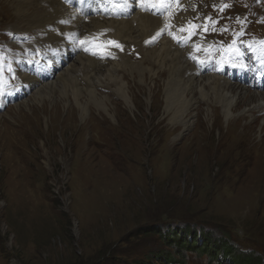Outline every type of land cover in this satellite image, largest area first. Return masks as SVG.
I'll list each match as a JSON object with an SVG mask.
<instances>
[{"label": "rangeland", "instance_id": "374dc122", "mask_svg": "<svg viewBox=\"0 0 264 264\" xmlns=\"http://www.w3.org/2000/svg\"><path fill=\"white\" fill-rule=\"evenodd\" d=\"M172 5L164 0L165 16L182 11ZM189 7L191 38L216 50L199 56L213 69L204 73L264 92V0H190ZM18 22L15 8L0 0V87L12 83L9 93L19 90L16 69L24 63L16 59V43L33 38ZM133 45L116 48L117 60L127 54L139 61ZM234 62L246 69L235 70ZM118 73L130 80L127 69ZM130 82L137 108L108 92L115 117L103 119L96 109L84 126L75 113L77 121L60 126L63 107L53 131L32 90L11 100L0 90V264H230L194 247L180 255L161 236L179 233L191 241L201 229L213 232L212 246L228 238L264 257V110L240 114L231 125L219 107L214 120L201 111L202 120L175 141L168 119L162 121V96L150 105L146 89ZM168 141L173 147L165 146ZM163 252L180 263L161 261Z\"/></svg>", "mask_w": 264, "mask_h": 264}, {"label": "bare ground", "instance_id": "6f19581e", "mask_svg": "<svg viewBox=\"0 0 264 264\" xmlns=\"http://www.w3.org/2000/svg\"><path fill=\"white\" fill-rule=\"evenodd\" d=\"M7 2L15 8L18 26L33 33L30 42L16 43V59L24 60L16 69L24 89L14 95L25 94L28 89L32 90L31 99L43 101L40 114L48 131L54 130L51 127L58 123L63 107L66 115L60 117V126L77 121L74 113L84 121V126L89 123L88 119L93 120L96 109L103 113H100L103 119L105 115L115 117L118 108L108 92L124 101L130 110L137 108V94L131 80L139 89H146L148 104L162 96L165 104L162 121L168 119V136H175V141L202 120L201 111H206L210 120H214L213 112L216 113L219 107L231 125V121L241 118L240 114L253 117L256 110H264V92L254 90L251 93L249 87L238 81L232 82L229 76L204 73L213 69L202 64L206 57L199 56L208 52L214 54L216 50L204 48L203 43L198 45V37L192 39L188 31H181V28L186 29L191 16L190 0H173L172 11L179 6L182 11L169 17H154L141 8L137 10L140 5L129 0H111L109 4L101 0H89L87 4L84 0ZM55 9L58 12L64 9L68 16L60 15ZM49 23L52 24L46 27ZM153 37H156L154 41ZM110 41L122 46L134 44L141 59L133 61L131 56L124 54L117 60V47ZM66 46L68 53L62 52ZM92 50L96 55H91ZM51 54L58 60H51ZM33 63H40V66L34 68ZM241 64L234 62L231 67L235 66L236 70ZM121 68L127 69L130 80L119 75ZM104 87L107 91L100 92ZM165 146L173 147V141L165 142Z\"/></svg>", "mask_w": 264, "mask_h": 264}, {"label": "trees", "instance_id": "16d2710c", "mask_svg": "<svg viewBox=\"0 0 264 264\" xmlns=\"http://www.w3.org/2000/svg\"><path fill=\"white\" fill-rule=\"evenodd\" d=\"M186 229H191L190 231L194 230L193 228ZM163 233L164 231H161V236L165 242H168L170 247L177 249V252L180 255L182 252L184 253L186 250L194 247V249H197L204 254H209L218 261L221 260L220 258L225 257L230 260V264H264L263 254L256 251L247 252L240 250V248H237V244L233 243L228 238L220 239V246H217L216 244L212 246L210 242L213 232L206 229H201L199 234L196 230H194L191 241H189L186 237L181 236L179 233H168L166 231L165 234ZM201 238L203 239V242L200 244L197 241L201 240ZM219 253L220 257H217ZM160 259L161 261L166 260L168 263H180V261H177L175 257H172L170 254L168 255L167 252H163V255H160Z\"/></svg>", "mask_w": 264, "mask_h": 264}, {"label": "snow or ice", "instance_id": "6c2138e0", "mask_svg": "<svg viewBox=\"0 0 264 264\" xmlns=\"http://www.w3.org/2000/svg\"><path fill=\"white\" fill-rule=\"evenodd\" d=\"M159 2H160V4H161V6H163V3H164V0H159ZM122 7L124 6V5H121ZM155 6V5H154ZM209 20H211V18H209ZM193 27H201V26H199V25H192ZM181 31H187V29H185V28H181ZM157 35H159V33H157ZM155 38L156 37H153L152 39H153V41L155 40ZM95 39V38H94ZM81 43H84V41H81ZM111 45H114L115 47H117V48H120L121 50L123 49V46L122 45H120L118 42H115V41H110L109 42ZM250 47V46H249ZM108 55H110L111 53H107ZM238 67H240V68H245L246 66L245 65H243V64H241V65H238Z\"/></svg>", "mask_w": 264, "mask_h": 264}]
</instances>
